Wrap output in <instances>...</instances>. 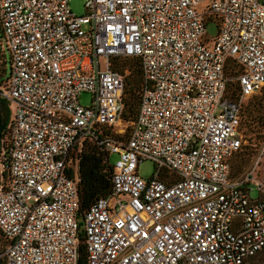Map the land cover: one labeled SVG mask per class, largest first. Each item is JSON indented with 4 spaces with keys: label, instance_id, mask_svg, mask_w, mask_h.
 <instances>
[{
    "label": "built area",
    "instance_id": "1",
    "mask_svg": "<svg viewBox=\"0 0 264 264\" xmlns=\"http://www.w3.org/2000/svg\"><path fill=\"white\" fill-rule=\"evenodd\" d=\"M68 2L0 0L4 264H77L80 244L86 264H264V139L230 164L240 108L264 90V0H83L78 16ZM122 56L142 74L131 122L110 68ZM84 140L106 153L111 187L80 210Z\"/></svg>",
    "mask_w": 264,
    "mask_h": 264
},
{
    "label": "trees",
    "instance_id": "2",
    "mask_svg": "<svg viewBox=\"0 0 264 264\" xmlns=\"http://www.w3.org/2000/svg\"><path fill=\"white\" fill-rule=\"evenodd\" d=\"M1 31V27H0ZM1 46V45H0ZM4 51H6L4 49ZM3 52V50L1 51ZM110 58V68L122 76V112L121 118L125 122L134 120L140 97L142 85V74L137 57L122 56ZM5 61H0V64ZM1 66V65H0ZM4 69L1 68V75ZM0 75V76H1ZM4 78L0 77V81ZM229 97L234 98L237 85L235 82H229ZM262 103L246 99L240 108L239 129L243 133L253 134L255 138H261L264 132V108ZM9 121V109L7 101L0 96V141L4 137ZM244 125L245 130H242ZM129 127L126 128L124 136L126 137ZM250 136L248 137V139ZM253 152L252 146L244 145L241 150L235 153L231 159V170L237 174L242 166L246 164L250 154ZM77 173H78V200L79 209L85 210L95 199L106 196L110 192V173L111 166L106 161V153L101 151L95 144L84 140L82 147L77 153ZM0 236H2L0 234ZM2 251V250H1ZM79 254L77 264H86L85 251L82 244L79 245ZM1 253V252H0ZM0 264H4V259L0 256Z\"/></svg>",
    "mask_w": 264,
    "mask_h": 264
},
{
    "label": "rangeland",
    "instance_id": "3",
    "mask_svg": "<svg viewBox=\"0 0 264 264\" xmlns=\"http://www.w3.org/2000/svg\"><path fill=\"white\" fill-rule=\"evenodd\" d=\"M68 7L70 9V11L75 14V15H83L85 13V9L83 6V0H69L68 2ZM204 33L205 36L207 38H212L215 33H216V26L214 24V22H207L204 25ZM0 61H5L4 63H1L0 65V75H1V68L4 69V72H2V75L0 76L1 78L5 77V73L7 72L8 69V54L6 51H4V47L1 41V31H0ZM3 50V52H1ZM125 57H119L118 60H122ZM1 83V81H0ZM249 99H252L253 101H258L260 103H262V109L264 108V90L260 91V93L254 94L251 97H249ZM78 102L83 105V106H87L90 103V94L87 92H82L79 96H78ZM128 127V125H126ZM242 130H245L244 125H242ZM250 136V138L248 139V137ZM244 138L246 140V144L248 146H252L253 148V152L255 151V149L261 144L262 140L264 139V132H263V136L261 138H255L253 136V134H248L245 133L244 134ZM253 152L250 154V156L253 154ZM249 156V158H250ZM248 158V160H249ZM116 159V154L114 153H110L108 156V160L109 162L112 164L114 162V160ZM245 165V164H244ZM153 171V165L149 160H143L141 162L138 163L137 165V174L142 177V178H147L151 175ZM252 196H254V191L250 194ZM4 245V240L2 238V236H0V252L2 250V246Z\"/></svg>",
    "mask_w": 264,
    "mask_h": 264
}]
</instances>
